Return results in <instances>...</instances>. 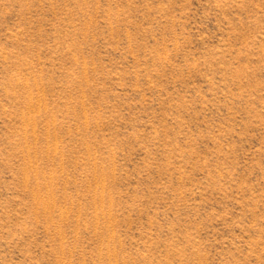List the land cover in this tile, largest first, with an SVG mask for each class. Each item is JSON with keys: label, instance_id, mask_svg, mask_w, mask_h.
Masks as SVG:
<instances>
[{"label": "rangeland", "instance_id": "374dc122", "mask_svg": "<svg viewBox=\"0 0 264 264\" xmlns=\"http://www.w3.org/2000/svg\"><path fill=\"white\" fill-rule=\"evenodd\" d=\"M0 264H264V0H0Z\"/></svg>", "mask_w": 264, "mask_h": 264}]
</instances>
